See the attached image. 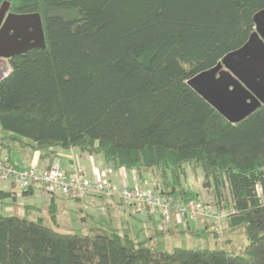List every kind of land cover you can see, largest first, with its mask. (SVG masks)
<instances>
[{"label":"trees","instance_id":"obj_1","mask_svg":"<svg viewBox=\"0 0 264 264\" xmlns=\"http://www.w3.org/2000/svg\"><path fill=\"white\" fill-rule=\"evenodd\" d=\"M8 1L40 14L46 47L11 59L3 132L41 157L79 147L114 169L153 171L174 199L185 165L201 167L219 210L228 189L227 224L248 243L245 254L164 251L0 212V264H264V106L232 124L188 84L249 42L264 0Z\"/></svg>","mask_w":264,"mask_h":264},{"label":"crops","instance_id":"obj_2","mask_svg":"<svg viewBox=\"0 0 264 264\" xmlns=\"http://www.w3.org/2000/svg\"><path fill=\"white\" fill-rule=\"evenodd\" d=\"M0 137L4 139L3 144L0 143L2 153L8 155L13 165L21 170L31 168L32 166H37L43 170L51 167L54 163H59L61 170L66 172V174L84 171L88 177L94 178L96 172L111 169L113 172L109 175V178L119 187H132L136 183L152 185L159 180V177L153 171L140 172L137 170L114 169L106 163L102 155L91 154L79 147L69 149L52 148L51 150L54 152V155L41 157L40 151L23 146L19 141L10 139V133L3 132L1 126ZM22 140L24 143H29L26 139ZM202 188L201 190L198 188V191L193 196L186 194L181 189L178 193H184L180 194V197L200 198L204 196L202 190L205 188ZM122 207L128 206H124L115 198L106 199L94 195L84 198H72L63 195L51 196L39 188L22 190L11 182L2 183L0 187V212L3 215L19 216L30 220L41 219L44 221V217L48 212L51 213L52 225L57 226H54L55 228H59L61 225H70V228H75L78 227L75 225L79 224L82 228L80 232L110 234L101 225L96 226V224L92 223V220L96 218L97 211H100V213L103 211L111 219L124 214H128L131 217L137 215L146 225L149 224L150 226H154L158 220H161L162 226L169 233H173V229L178 227L174 222L165 225V222L157 213L151 214L147 211L136 213L131 207H128L127 212ZM101 216H103L102 213ZM193 225L191 222L186 221L182 227L191 232V229L194 227ZM216 225V223L211 222V224L204 227L203 231H206V234L210 231L212 233V229ZM123 236L127 237L128 235L123 233ZM152 239L151 237L150 240Z\"/></svg>","mask_w":264,"mask_h":264},{"label":"water","instance_id":"obj_3","mask_svg":"<svg viewBox=\"0 0 264 264\" xmlns=\"http://www.w3.org/2000/svg\"><path fill=\"white\" fill-rule=\"evenodd\" d=\"M8 4L5 0L0 7V83L13 71L9 60L46 47L40 14L12 13ZM254 22L255 32L246 45L188 81L232 124L264 106V10L255 15Z\"/></svg>","mask_w":264,"mask_h":264},{"label":"built area","instance_id":"obj_4","mask_svg":"<svg viewBox=\"0 0 264 264\" xmlns=\"http://www.w3.org/2000/svg\"><path fill=\"white\" fill-rule=\"evenodd\" d=\"M113 171H98L94 178L84 171L66 174L59 163L47 169L37 166L21 170L13 165L8 155L2 153L0 145V187L2 183L11 182L22 190L39 188L51 196L63 195L72 198H84L89 195L106 199H118L123 205L131 207L136 213L144 210L157 213L166 223L184 224L186 221L198 225L208 221L227 218L226 210H219L199 197L174 199L156 191L155 184L132 187H119L109 178Z\"/></svg>","mask_w":264,"mask_h":264},{"label":"rangeland","instance_id":"obj_5","mask_svg":"<svg viewBox=\"0 0 264 264\" xmlns=\"http://www.w3.org/2000/svg\"><path fill=\"white\" fill-rule=\"evenodd\" d=\"M2 3L0 4L1 7ZM186 175L182 177L181 187L182 191H185L186 194L193 196L198 191V188L203 189V183L205 181L203 168L198 167L194 169L191 164L187 163L185 165ZM205 188V187H204ZM204 196L200 197L206 203L215 206L219 209V206L214 201V195L212 191L208 189L202 190ZM226 194L228 199L224 203V209L230 213L231 208L229 205V191L226 189ZM204 197V198H203ZM121 205V204H120ZM122 206V205H121ZM125 206V205H124ZM123 210L127 211L128 207H122ZM146 212V210H144ZM101 213L103 216H101ZM97 211L96 218L92 220V223L101 225L110 235L116 237L120 240H127L124 245H140V246H150L164 251H172L175 248H185V249H214V250H225L229 254H245V246L248 243L247 233L243 226L230 229L226 223V219H218L208 221L206 224H195L191 221V224L194 226L191 229V232L184 229V224L179 225L177 228L173 229V233H169L167 229L162 226L161 220H158L154 226L146 225L139 216L131 217L128 214L120 215L111 219L108 214H105L103 211ZM45 223L52 228L57 226L52 225L51 213L46 214ZM211 222L216 223L217 225L211 231L206 234L204 230L205 226L211 224ZM165 225H168L165 222ZM75 228H70V225L64 226L61 225L59 228H55L60 232H80L82 228L79 224H76ZM199 227V228H197ZM164 228V229H163ZM76 229V230H75ZM161 229V231H159ZM200 229V230H198ZM123 233L128 235L127 237L123 236ZM153 238L150 240V238ZM122 243V242H121Z\"/></svg>","mask_w":264,"mask_h":264},{"label":"flooded vegetation","instance_id":"obj_6","mask_svg":"<svg viewBox=\"0 0 264 264\" xmlns=\"http://www.w3.org/2000/svg\"><path fill=\"white\" fill-rule=\"evenodd\" d=\"M4 1H5V0H4ZM4 1H3V2H4ZM3 2H2V3H3ZM8 6H9V12H11V3L8 4ZM8 62H9V64H10L11 60H9ZM10 65H11V64H10Z\"/></svg>","mask_w":264,"mask_h":264}]
</instances>
